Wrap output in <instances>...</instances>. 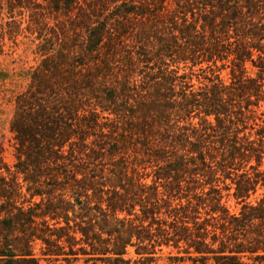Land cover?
<instances>
[{"label": "trees", "instance_id": "1", "mask_svg": "<svg viewBox=\"0 0 264 264\" xmlns=\"http://www.w3.org/2000/svg\"><path fill=\"white\" fill-rule=\"evenodd\" d=\"M20 36L0 264H264V0H0Z\"/></svg>", "mask_w": 264, "mask_h": 264}, {"label": "rangeland", "instance_id": "2", "mask_svg": "<svg viewBox=\"0 0 264 264\" xmlns=\"http://www.w3.org/2000/svg\"><path fill=\"white\" fill-rule=\"evenodd\" d=\"M31 38L20 36L17 45L7 41L4 52L0 54V158L8 165H12L15 161L14 140L9 131L14 96L25 87L28 81V69L36 64V55L33 53L35 44L31 42ZM226 73L227 69L223 70L221 75L226 77ZM193 81L196 83L195 79ZM261 109H264V104L261 105ZM259 193L260 191L255 196ZM229 204L234 206V201L230 200ZM35 250L38 251V246ZM129 251L130 256H135L133 248H129ZM166 252L165 249L159 257L148 264H168L170 260L166 257ZM178 264H188V261Z\"/></svg>", "mask_w": 264, "mask_h": 264}]
</instances>
